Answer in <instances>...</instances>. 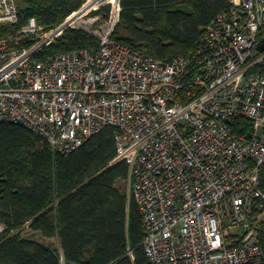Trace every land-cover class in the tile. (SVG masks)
I'll return each mask as SVG.
<instances>
[{
	"label": "built area",
	"instance_id": "2783aa9c",
	"mask_svg": "<svg viewBox=\"0 0 264 264\" xmlns=\"http://www.w3.org/2000/svg\"><path fill=\"white\" fill-rule=\"evenodd\" d=\"M228 1L190 57L164 62L114 39L121 0L89 28L90 11L49 30L0 0V123L64 156L114 128L150 264H264V0ZM70 29L100 46L44 56Z\"/></svg>",
	"mask_w": 264,
	"mask_h": 264
},
{
	"label": "trees",
	"instance_id": "16d2710c",
	"mask_svg": "<svg viewBox=\"0 0 264 264\" xmlns=\"http://www.w3.org/2000/svg\"><path fill=\"white\" fill-rule=\"evenodd\" d=\"M16 1L19 26L35 18L48 30L60 26L86 2ZM229 9L228 0H121L114 39L152 58L173 62L190 57L212 20ZM263 36L264 28L260 40ZM99 46L92 34L70 29L43 55ZM234 125L238 133L253 130L246 120ZM116 157L112 127L64 156L28 128L0 123V225L5 228L0 234V264H150L142 246V214L125 187L129 167L126 162L115 163ZM261 184L264 188V165ZM26 230L33 234L23 235ZM35 235L57 239L59 247ZM261 241L264 249V235Z\"/></svg>",
	"mask_w": 264,
	"mask_h": 264
},
{
	"label": "rangeland",
	"instance_id": "374dc122",
	"mask_svg": "<svg viewBox=\"0 0 264 264\" xmlns=\"http://www.w3.org/2000/svg\"><path fill=\"white\" fill-rule=\"evenodd\" d=\"M88 0H86L87 2ZM111 1V0H95L94 3L89 6L88 8L85 7V4L83 5V7L78 11L76 12V14H79L82 15L83 13H86V12H91L88 16H85L83 19L80 20V26L81 27H86V28H89L90 27V20L92 18H97V17H101V15H103V12H107L105 9L107 8L108 9V12L111 10V8L107 5V3ZM98 5V6H97ZM103 5H105L103 7ZM90 8V9H89ZM109 17V15H108ZM107 16L103 19H100L98 22L99 25H103V21L105 23L106 19L108 18ZM96 20V19H95ZM103 20V21H102ZM126 191L128 192V195L130 194V187L128 185V183L126 184ZM0 226H3V225H0ZM33 233L29 232V231H24L23 232V235L25 236H29ZM35 239L39 240V241H44L46 243H52L55 247H59V244H58V240L57 239H51V240H48V239H43L42 237H40L39 235H35Z\"/></svg>",
	"mask_w": 264,
	"mask_h": 264
},
{
	"label": "water",
	"instance_id": "95a60500",
	"mask_svg": "<svg viewBox=\"0 0 264 264\" xmlns=\"http://www.w3.org/2000/svg\"><path fill=\"white\" fill-rule=\"evenodd\" d=\"M258 50L260 52H264V41H262V42L259 43Z\"/></svg>",
	"mask_w": 264,
	"mask_h": 264
},
{
	"label": "bare ground",
	"instance_id": "6f19581e",
	"mask_svg": "<svg viewBox=\"0 0 264 264\" xmlns=\"http://www.w3.org/2000/svg\"><path fill=\"white\" fill-rule=\"evenodd\" d=\"M95 1V0H94ZM98 6V5H97ZM90 9V8H89Z\"/></svg>",
	"mask_w": 264,
	"mask_h": 264
}]
</instances>
